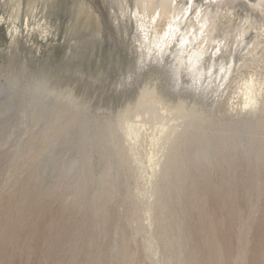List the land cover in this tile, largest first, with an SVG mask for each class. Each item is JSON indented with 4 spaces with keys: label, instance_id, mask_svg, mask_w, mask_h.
<instances>
[{
    "label": "rangeland",
    "instance_id": "rangeland-1",
    "mask_svg": "<svg viewBox=\"0 0 264 264\" xmlns=\"http://www.w3.org/2000/svg\"><path fill=\"white\" fill-rule=\"evenodd\" d=\"M64 1L55 37L15 41L0 21V264H264V36L250 54L235 37L251 17L176 0L212 13L191 52L185 23L139 28L129 0L118 28Z\"/></svg>",
    "mask_w": 264,
    "mask_h": 264
},
{
    "label": "bare ground",
    "instance_id": "bare-ground-1",
    "mask_svg": "<svg viewBox=\"0 0 264 264\" xmlns=\"http://www.w3.org/2000/svg\"><path fill=\"white\" fill-rule=\"evenodd\" d=\"M126 1L127 0H116V1H113V0H88V1L87 0H78V2L74 1V5L76 6V8L74 10L75 16H79L80 14L85 13L86 16L93 17L94 20L97 21V24L99 27L102 25L100 17L102 15H104V12H106L107 16H109L111 14V19H112L111 24L114 25L116 28H118V27H120L119 26L120 22L118 19V15L116 13V6H119L118 8L120 9V12L122 14H126L125 13V11L127 10ZM129 1H130L129 3H131V7H132V14L131 15H133L135 22H136L137 26H139V28L141 26L144 27L145 23L148 22L149 24L150 23L153 24L154 27L156 28V30L161 35V33H164L165 31L168 32V30L169 31H174V30L177 31L179 28V25L182 23H185V26H184L185 27V32H184L185 35L184 36L187 38L189 37L191 39L192 38L200 39V41L198 40V42H199L198 46L196 45V47H195L193 45L189 49V50H191V52L194 50L197 51L199 49H203V48H201V44H200L202 41L203 42L204 41L207 42L209 40L212 41L211 33L213 31L211 29V24H210L211 22L209 23V21H207L208 23H206V20H207L206 18L211 13V12L209 13V11L203 12V11H201V9H199L200 11L197 9V11H196V9L192 7L191 11L193 13V16L187 18L185 15L187 13H189L188 9L186 8L187 9V13H186V9L184 8V5L181 6L180 4H178L176 2V0H129ZM194 1H196V0H194ZM199 1L202 2L204 0H199ZM246 1H244V0H218L217 3L216 2H215V4L213 3V5L216 6L215 12L218 15L229 16V14H231V13H233V11H235V9L237 8L236 6L240 5V7L242 6L241 10H244L246 12L243 15H245L247 17V19L249 17H251L250 23L248 25H246V26H249V28H247L245 32H240V33L237 32L235 35L236 40L239 38H242L245 41V39H246V42H244L245 44L242 47L243 53H249V51L251 50V47H253L254 43L250 44L251 42L247 41V40H251V38H250L251 35L257 33L259 36H262V35L264 36V0H256V2H254V0H253V2H254L253 4L252 3L248 4ZM64 2H65L64 0H0V21H2V23L6 24V27L9 28V33L11 34L12 38L15 41H18L19 36L24 37L25 41H28V40L30 41L31 36H32L34 31H39L40 34L42 32H48V33L53 34L52 36L55 37V36H58V33L57 32H51L50 28L56 27V26H52V20L49 18L48 14L56 13L57 10H60V8L63 5L62 3H64ZM189 2H190V0H189ZM205 2H204V5L208 6L207 4H205ZM196 3H197V1H196ZM181 4H183V2H181ZM193 4L195 6V2H193ZM210 6H208V7H210ZM200 7H201V5H200ZM247 8L249 11L247 10ZM22 10L24 11L23 16L21 18H19V15L21 14ZM212 11H214V10H212ZM127 14H129V11ZM188 15H190V14H188ZM215 16H217V15L216 14L211 15V18L212 17L215 18ZM209 17H210V15H209ZM134 19H133V21H134ZM214 20H216V19H214ZM214 22H216V21H213V23ZM233 27H231V28H233ZM144 29H146V28H144ZM221 29H222V27H221ZM241 29H242V27H241ZM23 31L25 33H23ZM178 32H179V30H178ZM159 33H158V35H159ZM167 35H169V34L167 33ZM169 36H171V35H169ZM140 38H141V36H140ZM145 38H146V36H145ZM163 39H165V37ZM161 41H164V40H161ZM189 41H190V43H192L193 40H189ZM189 41H187V42H189ZM217 42H218V40H217ZM248 42H249V44H248ZM162 43L164 45V42H162ZM215 43H216V41H215ZM147 44H148V42H147ZM236 44H237V42H236ZM185 45H187V44H185ZM239 45H241V44H239ZM187 46L189 47V45H187ZM28 49H30L29 45H28ZM217 49H219V48H217ZM225 49H227V48L225 47ZM225 52H226V50H225ZM148 94L152 96L150 98L155 99L153 94L151 93V91ZM151 116H154V114H151ZM256 122H258V125L262 126L264 129V120H258ZM249 125L250 124H248V123L242 124L240 128H243L242 130H244V129L247 130L248 127H250ZM202 135L203 134L201 133L199 135L192 136L190 139L182 138V140H179L176 143L172 144L169 148V151H174V152L178 153V151L182 147V142H186L187 140L197 141L198 143H200ZM216 142L218 144L220 142V138L216 139ZM215 147H214V149H215ZM223 148L230 152L229 155H227V159L233 160L235 158L236 152L238 150L244 149V145H243V141L241 138L235 137V138L231 139L229 141V143H227V145H225ZM212 153H213V151H211L210 148H208L206 150V148H202V146L199 147V149L197 150V155H198V157L203 158L202 161H204V162L202 163V165L208 166L210 164V161L212 159ZM255 159H256L255 163H257L258 162L257 159H259V154L258 155L256 154ZM186 164L187 163L184 159L183 154L179 152L178 154H175L173 157L170 158L168 169L175 166V165L184 166ZM200 166H201V164L198 166V168H200ZM198 168H197V170H198ZM70 169H71V166L66 168L64 173H68L70 171ZM179 180H182V177H180ZM206 187H208L210 189L211 188H218V186L214 187L210 182L209 183L207 182Z\"/></svg>",
    "mask_w": 264,
    "mask_h": 264
}]
</instances>
